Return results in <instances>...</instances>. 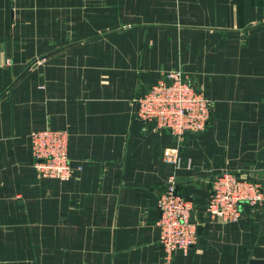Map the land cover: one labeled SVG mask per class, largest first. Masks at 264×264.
Masks as SVG:
<instances>
[{"label":"crops","instance_id":"crops-1","mask_svg":"<svg viewBox=\"0 0 264 264\" xmlns=\"http://www.w3.org/2000/svg\"><path fill=\"white\" fill-rule=\"evenodd\" d=\"M172 69L214 100L200 134L135 117ZM45 128L69 132L67 180L35 169ZM225 171L264 185V0H0V264H161L170 180L198 234L176 264L264 260V202L208 215Z\"/></svg>","mask_w":264,"mask_h":264},{"label":"built area","instance_id":"built-area-1","mask_svg":"<svg viewBox=\"0 0 264 264\" xmlns=\"http://www.w3.org/2000/svg\"><path fill=\"white\" fill-rule=\"evenodd\" d=\"M135 117L143 124L155 123L158 129L168 130L182 137L187 133L200 134L208 126L214 112V100L194 86L190 75L182 69H172L134 100ZM34 166L42 177L67 180L74 168L69 152V132L66 129L45 128L30 134ZM166 160L176 162V155L168 148ZM160 192L158 227L162 248L161 264H176L175 252H187L196 243L198 234L192 218L195 202L183 195L172 180ZM264 202V185L231 171L218 175L208 201V215L223 223L237 221L241 205ZM264 264V263H260Z\"/></svg>","mask_w":264,"mask_h":264},{"label":"water","instance_id":"water-1","mask_svg":"<svg viewBox=\"0 0 264 264\" xmlns=\"http://www.w3.org/2000/svg\"><path fill=\"white\" fill-rule=\"evenodd\" d=\"M198 228H201V226H199ZM252 264H260V263H264V260H259V259H254L251 262Z\"/></svg>","mask_w":264,"mask_h":264}]
</instances>
